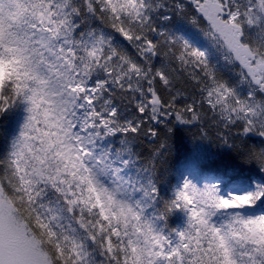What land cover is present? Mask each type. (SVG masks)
I'll use <instances>...</instances> for the list:
<instances>
[{
  "label": "snow or ice",
  "instance_id": "obj_1",
  "mask_svg": "<svg viewBox=\"0 0 264 264\" xmlns=\"http://www.w3.org/2000/svg\"><path fill=\"white\" fill-rule=\"evenodd\" d=\"M0 264H264V0H0Z\"/></svg>",
  "mask_w": 264,
  "mask_h": 264
}]
</instances>
